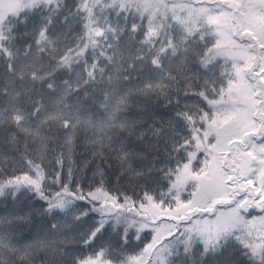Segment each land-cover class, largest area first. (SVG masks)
I'll return each instance as SVG.
<instances>
[{
    "label": "snow or ice",
    "instance_id": "6c2138e0",
    "mask_svg": "<svg viewBox=\"0 0 264 264\" xmlns=\"http://www.w3.org/2000/svg\"><path fill=\"white\" fill-rule=\"evenodd\" d=\"M0 264H264V0H0Z\"/></svg>",
    "mask_w": 264,
    "mask_h": 264
}]
</instances>
